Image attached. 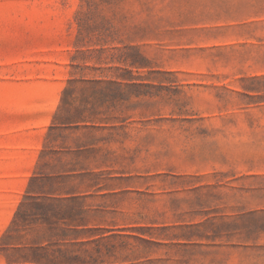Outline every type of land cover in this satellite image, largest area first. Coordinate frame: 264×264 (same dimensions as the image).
Wrapping results in <instances>:
<instances>
[{"label": "rangeland", "instance_id": "374dc122", "mask_svg": "<svg viewBox=\"0 0 264 264\" xmlns=\"http://www.w3.org/2000/svg\"><path fill=\"white\" fill-rule=\"evenodd\" d=\"M67 170L99 264H264V0H0V264Z\"/></svg>", "mask_w": 264, "mask_h": 264}, {"label": "trees", "instance_id": "16d2710c", "mask_svg": "<svg viewBox=\"0 0 264 264\" xmlns=\"http://www.w3.org/2000/svg\"><path fill=\"white\" fill-rule=\"evenodd\" d=\"M144 60L143 56L141 59L135 57L131 63L137 65ZM69 83H74V80L69 79ZM69 89L65 87L62 101H73L69 99ZM107 96L104 94L99 101H106ZM82 121L86 127L90 126L88 120ZM60 123L65 128H78L80 121L68 117ZM60 125L55 121L50 130ZM85 177L67 170L65 173L35 172L30 178L13 225L19 221L20 240L29 231H35L36 236L32 244L19 242V253L26 258L20 264H99L115 254L112 247L104 248L98 240H95L96 245L89 247L74 235L85 231L90 209L86 208L85 196L77 195L74 186L63 195L59 192L63 188L60 185L72 184L77 178L85 180Z\"/></svg>", "mask_w": 264, "mask_h": 264}]
</instances>
